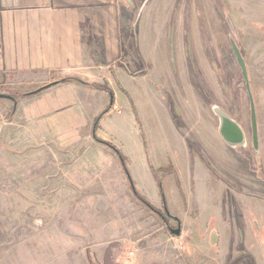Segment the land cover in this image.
<instances>
[{
    "label": "crops",
    "instance_id": "1",
    "mask_svg": "<svg viewBox=\"0 0 264 264\" xmlns=\"http://www.w3.org/2000/svg\"><path fill=\"white\" fill-rule=\"evenodd\" d=\"M121 10L125 34L119 29ZM127 17L123 0H0V87L29 93L52 85L20 100L6 121L3 115L11 102H0L4 184L7 191L22 186L13 193L21 200L50 195L48 200L61 207L55 215L69 209L77 225L42 228L17 248L7 244L0 264H205L202 252L193 250L189 230L186 246L158 230L147 253L135 250L133 258L122 261L112 253L102 256L120 233L126 234V242L133 237L134 248L150 235L143 236L144 206L130 191L117 157L96 143L92 133L122 155L135 191L160 214L166 197L153 174L160 166L146 154L142 118L132 104V84L143 81V55L139 40L129 34L133 18ZM65 79L87 85L62 83ZM92 85L106 86L113 95L112 109L94 132V119L111 99ZM161 102H148L153 119L160 128L177 131L173 119L159 113L164 112ZM185 118L190 121V115ZM180 142L184 148L190 145L185 138ZM51 171L54 177H46Z\"/></svg>",
    "mask_w": 264,
    "mask_h": 264
},
{
    "label": "rangeland",
    "instance_id": "2",
    "mask_svg": "<svg viewBox=\"0 0 264 264\" xmlns=\"http://www.w3.org/2000/svg\"><path fill=\"white\" fill-rule=\"evenodd\" d=\"M178 1L182 2L187 17L201 16L202 14L208 17L210 11H217L221 15L222 25L218 26L219 30L214 35L217 38L208 43L209 37L203 38V40L199 38L201 35L193 30L190 47L194 53L200 54V62L194 56L197 61L196 65L207 64L202 57L206 50L214 54L211 57L212 64H218L220 56L223 54L222 64L219 63V65L222 67L221 74L224 83L220 91L219 84L208 63L207 90H204L206 92L202 95L203 103L199 104L195 93L187 95L182 90L179 92L172 84L170 95L175 103L173 107L172 100H169L168 96L159 88L167 86L169 81L174 83L173 72L176 66L173 62L171 47L167 46V41L171 40L170 34L168 32L169 35L167 34V37L163 39L166 34L159 30L162 25H159L161 22L158 20H160L159 16L168 15L175 0H154L151 6L143 12L139 25L136 26V23L129 25V34L133 39L136 37L139 40V49L142 50L143 55L141 66L145 67H142L143 81H138L136 85L132 84L134 87L132 94L134 103L132 104L136 106L142 118L140 126L145 141L146 154L153 158L157 166H160L159 169H154L153 174L158 179L163 193L166 194L164 208L167 212L174 214L182 224L181 235L177 238L178 246L187 245L188 236L185 232L189 230L196 244V248L193 250L198 253L202 252L201 258L205 264H264V207L261 206L259 210L256 208L258 207L256 202H259L256 196L264 193V167H259L256 164L257 166L253 167V171L250 173V167L245 166L242 159H239V164L235 162L234 157L218 139L216 123L211 113V107L219 105L231 115H233V109L236 108L242 118L245 116V94L238 88L235 70L230 66L229 59L226 57L230 53L228 41L232 35L224 20L227 17L235 32L236 44L247 63L258 112L261 148L264 152V0ZM195 9L197 15H195ZM120 14L119 29L125 34L124 26L127 25V22L123 19V10ZM156 25L159 27L158 30ZM135 27L138 31L135 30ZM201 33L202 36H209L207 28L205 31L201 30ZM129 65L134 68V64ZM183 79L186 80V77ZM20 89L18 87L11 91L20 92ZM227 89L233 98L232 105L225 97ZM8 90L10 89L8 88ZM150 100H153L155 104L162 101L164 112L161 110L159 113L164 114L165 118L168 117L171 121L173 119L177 131L162 129L157 125L152 117L155 113L154 109L148 104ZM190 100L196 103L197 108L193 107L194 104L193 106L186 105V102H190ZM2 101L0 100V102ZM197 103L200 107L197 106ZM3 109L4 107L0 105V113L3 112ZM178 111L181 117H179ZM192 111L196 115L198 113L202 121H198L197 124L201 126L196 131L192 129L196 125L193 123L190 126V122H187V118H185V115L194 116ZM9 112H4V121L7 120ZM194 119L198 120V117ZM181 138H185L186 142L190 143L187 148L181 145ZM191 143H195L196 146H192ZM3 145H6V139L3 136V130L0 129V147ZM217 169H223L224 174H220ZM6 171H0V251L7 248V244L14 243L16 248L20 247L25 239L37 236L41 230H53L56 226L65 229L69 225H76L70 216L69 209L63 216L55 215V210L61 207L56 206L55 201L48 200V196H50L48 194H43L40 200L39 198L30 200L16 198L17 195L13 193L21 190L22 186H15L13 191H7L4 184V176H7ZM252 174L256 175L253 180H251ZM46 177H54L53 171L49 172ZM222 177H229L225 179L233 188L224 183ZM236 191L239 192V195ZM12 196H15V200ZM234 200L239 201L240 208L255 202L251 204L254 208L253 212H240L238 204L232 203ZM259 203H263V201ZM142 208L144 210L143 236L150 235V237L144 239L138 248H134L131 243L134 240L133 237L126 242V234L120 233L117 235V239L112 240L110 247L102 256L109 257L108 255L112 253L120 257L122 261L124 258H133L135 250L143 249L145 253L150 251L152 246L150 247L148 243L156 244L158 232L163 233L167 238L174 237L170 235L165 222L176 229L175 221L168 219L164 213L162 216L165 220H161L145 206ZM255 210L259 212H255ZM254 224L257 225V230ZM154 231L158 232L154 233ZM213 231L219 232L220 242L217 247L211 246L209 241ZM257 232L259 233L257 234ZM121 237H124V240H121ZM100 260L102 261V259ZM97 261L95 260V264H98Z\"/></svg>",
    "mask_w": 264,
    "mask_h": 264
},
{
    "label": "flooded vegetation",
    "instance_id": "3",
    "mask_svg": "<svg viewBox=\"0 0 264 264\" xmlns=\"http://www.w3.org/2000/svg\"><path fill=\"white\" fill-rule=\"evenodd\" d=\"M154 0H123L124 5L126 6V9L128 11V17L129 18H133V22L136 23V26L139 25L140 19L142 17L143 12L145 11V9L147 7L151 6V3ZM173 6L171 7V9L168 12V15L165 17H161L159 16L158 20L159 22H161V24H159L160 27V31L164 32L163 39H165L167 37V34L169 32V36L171 38V40H169V42L167 41V46L171 47V50L173 52V57H174V64L176 66L175 71L173 72V78H174V83L170 82L167 83L165 87H159L162 89L163 93H165V95L168 96L169 100L171 99V95H170V91L172 90L171 85H175L176 89L180 92V90H182V92L185 94L187 93H195L199 104L203 103L202 102V95L206 92L204 90H207V64L209 63L210 65V70L211 72H213V74L215 75V79L218 82V87L221 91V86L223 87V83H224V78L221 74L222 72V67L219 65L222 64L221 62L223 61L222 56L223 54H221L220 56V60L218 61V64L211 62V57L214 55L211 51L206 50L205 52H203V60L204 62H206L207 64L202 65L201 63H199V65H196V60L194 59V56H196L198 62H200V54L199 53H194L193 50L190 47V44L192 42V31L193 32H198L201 36H199V38L203 39L206 37H209V41H213L215 38H217L216 36H214L216 34V32L219 30L218 26L222 25V18L221 15H219V12H209V16H203V14L201 16H185L186 14V10L183 9V4L182 2L175 0V2H173ZM177 5V6H176ZM214 11V10H213ZM199 12V10H198ZM214 13L216 14L214 16ZM151 14V13H150ZM195 15H197V10L195 9ZM226 24L228 25V27L230 28V25L232 26L230 20L225 17L224 18ZM153 26V25H152ZM157 26V30H158V25ZM205 27V28H204ZM136 28V27H135ZM154 28V26H153ZM209 30V36L204 35L202 36L201 30L205 31V29ZM233 28V27H232ZM152 30V29H151ZM136 31H138V29L136 28ZM153 31V30H152ZM190 31V32H189ZM211 31V33H210ZM231 31V30H230ZM231 38L232 40L235 42V32L233 30V32H231ZM204 40V39H203ZM229 45H230V41ZM237 46V44H236ZM238 48V46H237ZM239 49V48H238ZM240 51V49H239ZM240 54L242 56V53L240 51ZM216 55V54H215ZM226 57L229 59L230 62V66L232 68H234L235 70V76L237 78L236 84L238 86V88L240 89L241 92H243V94H245V116L242 118L238 111L235 109H233V115L229 114L224 108H222L221 106L217 105V106H212L211 107V113H212V108L213 107H218L220 109V111L226 115L230 120L234 121L238 127L242 130L243 135H244V147H236V148H230L228 147L219 137L218 135V128H219V120L218 118H216L214 116V114L212 113V116L215 120L216 123V133L218 136L219 141L222 143V145L228 150V152L234 157L235 162L237 164H239V159H242V163L247 166L250 170V173L253 171V167L255 166H259V167H264V152L261 148V141H260V133H259V120H258V112L256 109V105H255V109H256V119H257V131H258V144H259V151L256 153L254 151L253 145H252V131H251V121H250V105H249V100H248V96L246 93V87H245V81L242 78L241 75V70L238 66L237 60L233 54L232 48L230 46V53L226 55ZM244 63L246 65V70H247V77H248V82L250 85V90L253 96V91H252V85L250 82V77H249V71H248V67H247V63L244 59V57L242 56ZM227 61V60H226ZM225 61V62H226ZM223 66H225L223 64ZM144 67V66H142ZM227 67V66H225ZM145 68V67H144ZM143 70V69H142ZM186 77V80L183 79ZM169 89V90H168ZM225 89V88H224ZM209 90V89H208ZM225 97L228 99L230 105L233 104L232 100V96L231 93L229 92V90H225ZM186 101V100H185ZM197 101V102H198ZM253 101H254V96H253ZM194 104V106H193ZM197 103V106L200 107ZM255 104V101H254ZM172 105L173 107L175 106L174 101L172 100ZM186 105L188 106H193L195 108L196 107V103H194L193 101L190 100V102H186ZM179 112V111H178ZM193 115H190V121L193 125L198 126L199 124L198 121L200 120V116L196 115V113L194 111H192ZM247 112V113H246ZM202 116V115H201ZM195 117H198V120L194 119ZM193 120V122H192ZM202 122V121H201ZM205 123V121H204ZM201 125H199L200 128ZM192 129H195V127L193 126ZM191 129H189L190 131ZM195 131V130H194ZM251 155V157H250ZM257 164V165H256ZM218 172L220 174H224V170H220L217 169ZM258 174V173H257ZM263 175H264V170H263ZM259 176V175H258ZM226 179L229 177H225ZM222 177L223 182L230 185V183L228 181H226V179ZM254 178H256V175L251 176V180H253ZM231 186V185H230ZM232 187V186H231ZM233 188V187H232ZM236 190V188H234ZM238 192V191H236ZM239 195V192H238ZM254 196V195H253ZM257 200H259V202L263 203H257L258 204L256 207L258 210L262 207H264V193L259 194L258 196H256ZM255 199V200H256ZM240 201V199H239ZM239 201L237 202V200H234V205L238 204V209L240 210V212H253L254 208L251 206V204L254 203H248L245 206L241 207L239 206ZM260 206V207H259ZM164 208V207H163ZM258 210H255V212H259ZM164 212V210H163ZM264 212V211H263ZM176 222V221H175ZM181 227L182 224L180 223V221L176 222V228ZM254 227L257 230V225L254 224ZM169 231V229H174L171 226L168 225V227H166ZM259 232H257L258 234ZM218 233L216 231H213L211 234V237L209 239L211 246L213 247H217L218 245V241H219V237L217 235Z\"/></svg>",
    "mask_w": 264,
    "mask_h": 264
},
{
    "label": "water",
    "instance_id": "4",
    "mask_svg": "<svg viewBox=\"0 0 264 264\" xmlns=\"http://www.w3.org/2000/svg\"><path fill=\"white\" fill-rule=\"evenodd\" d=\"M230 30L233 32V28L230 25ZM230 46L232 48L233 54L237 60L238 66L241 70L242 78L245 81V87H246V93L249 100L250 105V121H251V131H252V145L254 148V151L257 153L259 151V144H258V131H257V119H256V109L255 104L253 101V96L250 90V85L248 82L247 77V70L246 65L244 63V60L240 54L239 49L237 48L235 42L232 40V38H229ZM0 99H6L9 100V97L5 95H0ZM212 113L216 118L219 120V128H218V135L221 138V140L230 148H236V147H244V135L242 130L238 127V125L230 120L226 115H224L218 107L212 108ZM169 233L171 236H174L176 238L180 237L181 235V227L179 226L176 229H169Z\"/></svg>",
    "mask_w": 264,
    "mask_h": 264
},
{
    "label": "trees",
    "instance_id": "5",
    "mask_svg": "<svg viewBox=\"0 0 264 264\" xmlns=\"http://www.w3.org/2000/svg\"><path fill=\"white\" fill-rule=\"evenodd\" d=\"M72 82L78 83L80 85H87V84H84L83 82L78 81V80H75V79H65V80H62V83H72ZM51 86L52 85L50 84V85L44 86V87H42V88H40L38 90H35L33 92H29V93H21V92H17V91H11V90H8V88L0 87V95H5V96L9 97V101L12 104L11 111L7 115L6 119L9 120L13 116L14 111H15V108H16V105H17V103L20 100L25 99V98L32 97L34 95H37L40 92H42V91L50 88ZM90 87L93 88V89H95V90H98V91H101V92H104V93L108 94L110 96V99H111L110 100V104L107 105L106 108L99 114V116L94 119V123H93V126H92V132H94L95 129L97 128L98 122L112 109V106H113V95H112L111 91L106 86L92 85ZM92 137H93V139H94V141L96 143H98L100 146H102L105 149L111 150L113 152V154L117 157L118 162H119V165H120V167L122 169V172L124 173V175L126 177V180L128 182L130 191L132 192L133 196L142 205H144L148 210H150L151 213L157 215L161 220H165L164 216H162V214H160V212L158 210H156L155 208H153L145 199L141 198L138 195V193L135 191L134 186H133V184L131 182L130 176H129L127 170H126L125 160L122 157V155L119 154L112 145H110V144H108L106 142H103V141H100L99 139H97L93 133H92ZM163 210H164V215L168 219H171V220L176 221V222L179 221L171 213L167 212L166 208H163ZM168 225L169 224H167V222H165V226L168 227Z\"/></svg>",
    "mask_w": 264,
    "mask_h": 264
}]
</instances>
